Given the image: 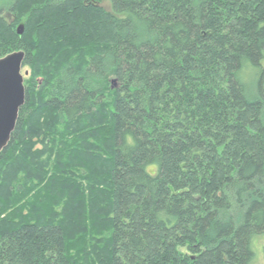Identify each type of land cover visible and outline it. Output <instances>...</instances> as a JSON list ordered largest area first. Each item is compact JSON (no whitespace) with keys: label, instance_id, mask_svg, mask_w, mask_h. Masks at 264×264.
<instances>
[{"label":"trees","instance_id":"16d2710c","mask_svg":"<svg viewBox=\"0 0 264 264\" xmlns=\"http://www.w3.org/2000/svg\"><path fill=\"white\" fill-rule=\"evenodd\" d=\"M103 1L0 0V59L31 73L0 152V264H251L264 0Z\"/></svg>","mask_w":264,"mask_h":264},{"label":"water","instance_id":"95a60500","mask_svg":"<svg viewBox=\"0 0 264 264\" xmlns=\"http://www.w3.org/2000/svg\"><path fill=\"white\" fill-rule=\"evenodd\" d=\"M22 33L23 28L19 27L17 34ZM23 60L22 52L0 59V152L7 146L16 126L19 110L25 102L21 75Z\"/></svg>","mask_w":264,"mask_h":264},{"label":"rangeland","instance_id":"374dc122","mask_svg":"<svg viewBox=\"0 0 264 264\" xmlns=\"http://www.w3.org/2000/svg\"><path fill=\"white\" fill-rule=\"evenodd\" d=\"M101 6L106 11H108V12L110 11V4H109L108 0H104ZM19 27L23 28V24L18 25L16 27V29H18ZM261 68H262V72L258 73L257 70H253L251 72V76L249 78L246 77V79H245L247 85L250 88L249 93L253 97L256 95V82L258 83V81H260L261 86L264 89V59L261 62ZM21 75L23 77V85L25 88V84L29 80L30 75H31L30 68L22 66ZM258 75H259V77H258ZM252 246H253V252H254V259H253L251 264H264V235L256 237L253 240Z\"/></svg>","mask_w":264,"mask_h":264},{"label":"bare ground","instance_id":"6f19581e","mask_svg":"<svg viewBox=\"0 0 264 264\" xmlns=\"http://www.w3.org/2000/svg\"><path fill=\"white\" fill-rule=\"evenodd\" d=\"M26 87V86H25Z\"/></svg>","mask_w":264,"mask_h":264}]
</instances>
